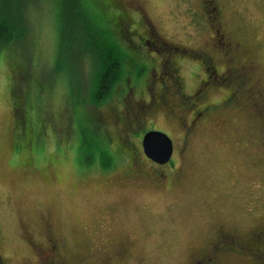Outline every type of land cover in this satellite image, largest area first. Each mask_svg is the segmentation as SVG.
Listing matches in <instances>:
<instances>
[{
	"label": "rangeland",
	"instance_id": "rangeland-1",
	"mask_svg": "<svg viewBox=\"0 0 264 264\" xmlns=\"http://www.w3.org/2000/svg\"><path fill=\"white\" fill-rule=\"evenodd\" d=\"M141 1L155 31L169 41L164 45L153 39L160 53L148 49L163 61L165 106L157 112L147 111L148 115L130 107L131 120L138 123L133 126L139 128L128 131L137 135L131 139L140 148L144 133L139 132L143 129L163 130L174 139L175 155L159 167L165 185L160 175L155 178L157 187L142 186V180L124 185L125 151L115 155L116 162L100 153L96 143L118 153L108 129L121 145L119 133L124 134V145L128 143L125 122L117 121L108 111L112 103L121 104L123 93L116 95L119 89L116 96L91 102L97 94L88 50L92 27L83 19L81 5L77 0H32L25 6L27 35L19 43L0 47V264H62L68 251L78 256L82 250L87 264H104L102 247L116 244L120 248L125 246L123 242L129 257L125 262L116 260L119 264H195L201 257L197 253L219 226H233L249 234L264 219V129L260 131L255 118L232 107L233 103L230 108L216 104L211 119L208 116L196 124L183 152V158L189 157L192 163L189 172L174 189L170 187L171 176L182 161L178 150L185 145L180 119L192 123L197 109L220 101L231 90L218 85L211 88L209 98L199 97L203 101L197 105L183 97L180 107L175 104L169 92L173 89L171 78L177 81L178 77L171 59L178 63L182 89L188 96L204 76V69L191 56L170 59L167 50L203 44L208 13L200 0ZM217 4L224 11L225 29L235 33L259 66L255 76L261 74L257 78L263 77L264 89V0H217ZM134 16L137 18L136 13ZM121 42L128 48L127 40ZM129 54L127 66L132 64ZM224 67L220 63L218 69ZM122 76L125 79L126 68L119 79ZM255 81L245 85L256 91ZM119 82L112 85L114 91ZM160 86L151 84L150 89ZM17 95L30 118L42 119L34 120L36 128L43 129L41 135H28L27 145H31L28 153L36 166L49 167L45 173L27 165L22 168L26 153H14L18 130L14 129L16 111L11 104ZM134 159L140 168L139 159ZM59 237L64 246H58ZM234 258H224L218 264H249Z\"/></svg>",
	"mask_w": 264,
	"mask_h": 264
},
{
	"label": "flooded vegetation",
	"instance_id": "flooded-vegetation-1",
	"mask_svg": "<svg viewBox=\"0 0 264 264\" xmlns=\"http://www.w3.org/2000/svg\"><path fill=\"white\" fill-rule=\"evenodd\" d=\"M110 1L112 3L111 9L113 8L116 9L115 10L116 13H114L116 16L115 22H117L118 24V29L120 30L121 33L120 35L123 38H125V40H127L128 49H130V52H132L131 53L132 58L129 60H131L132 63L134 62L132 64L133 67H128L127 65H125L126 77L124 79L125 81L124 90L123 91L121 90V92L117 90L120 93H117L116 95H121L123 93V95H121L123 101L121 102V104L112 103L108 110L109 114L113 117H116L117 121L119 122L124 121L126 124L124 130H126L127 132L128 143L125 144V148L123 147V145L120 144L118 138L113 135L112 129L107 130L108 133L111 134L112 140L116 143L118 152L122 153L125 151L122 160L127 159V166L123 168V172L121 173V182L124 185H126L127 183L142 180L143 182L142 184H145L142 186H149L150 184H154L155 187H157L158 184L155 183H157L158 181L155 178L156 176L160 175V176H164L161 182L164 183L165 185L166 182L165 175L161 173L159 167H162L161 165L168 164L170 161L164 164L158 163L157 161L153 160L151 157H149L146 154L143 146V137L145 133L153 128L147 130L143 129L142 130L143 132L141 131L139 132V133H144L141 136V148L137 145V143L133 139H131L136 134L134 133L130 134L128 130H132L134 128H136L137 130L139 128V127H134L137 126L136 124L137 122L133 124L132 120L135 121V118H132L131 120V116L129 115L130 107L135 108L136 110L140 111L145 115H148L147 111L157 112L158 110H160L161 107L165 106L164 103L165 97L163 96L165 88L162 79H164V77L166 78L167 75L165 71L164 72L162 71L163 61L161 59L158 60L156 56L148 52V49L153 50L156 53H160L155 47V42H160V44L163 43L165 45L168 44L169 41L165 40L166 37L159 35V33L155 31L157 30L155 23L149 19L148 13L145 11V7L143 8V1L141 0H129L128 2H123L121 0H110ZM134 12L137 14V18H135ZM207 18H206V24L208 25V29L206 32L207 36H205V42L203 44H201L199 47H195L191 49L185 48L182 50V53H179L181 48L177 49L176 47H174L173 49L167 50V55L170 57V59L175 57V55L177 54L178 55L182 54L181 57L191 56L193 59L200 61V65L204 69V76L199 80V83L195 88V90L193 91V93H191L190 96H188L183 92L182 89L183 78L179 72V68L177 65L178 63L175 62L173 59H171L174 64V68L176 70V75L178 77V80L176 81L175 79L171 78L172 81L171 87L173 89H171V92H169V96L172 98L171 100L174 101V103L177 104L179 107H180V103L182 102L181 97L184 98V96H187L192 101L195 100L197 97H203L204 98L203 100H205L209 98L211 88L213 87L215 88L218 85H223L229 87L231 91L224 98H222L220 101L214 104L215 105L217 104L220 107L224 106L226 108H230V105L232 103L231 98L236 90L235 86L237 88V81L240 79L241 82L244 84H247V82L250 81L252 82L251 84L253 85L255 79L261 75L259 74L258 76H255L258 72L257 68H259V66L254 64L253 58L249 56L248 50L245 47V45L237 40L234 32L230 33L229 30L225 29V21H224L225 15L223 9L220 8L219 6L208 9ZM122 25H124L125 27H123ZM136 37L140 38L138 42L134 39ZM153 39L155 40V42L153 41ZM143 48H145V51L143 50ZM220 63L225 66L223 70L218 69ZM145 69H146L145 74H142V71H144ZM161 72H163V75L160 74ZM177 82L179 84V87H177ZM255 83H258V90L255 91L252 85L247 86L248 96L253 101V106L254 107L258 106V108H260L264 112V93L263 94L259 93L264 90L263 77L261 76L257 78ZM151 84L152 87H155V85L157 84L158 85L161 84V86L157 88L158 90H153L150 89ZM14 89H17V87H15ZM137 96H140V100L144 103V105H142V103L137 98ZM126 98H128V100H126ZM241 101L243 102V100L240 98V102L239 103L236 102V105L232 107L239 109L240 112H244L242 111L244 104L241 103ZM15 103L16 100L13 99V102L11 104L12 110L15 108ZM212 105L213 104L209 106L211 107ZM217 105L216 106L213 105L211 108L214 109L215 107H217ZM144 107H146L147 109L146 110L143 109ZM213 112L214 111L212 110V112L210 113L211 116L213 115L212 114ZM143 114L141 115L143 116ZM211 116H209L208 118H210ZM201 118L204 119L202 114L199 115L198 117L199 120L193 121V124L196 125L198 122H201V120H203ZM114 122L116 121L114 120ZM180 129L183 132L185 145L183 146V148H180L178 150V155L182 157V161L180 162L178 168L174 171L173 175L171 176V179L173 177V180H171L170 187L173 189L176 187L175 184L181 183L183 176L185 175L186 172H189L190 165L192 164L189 157L184 156L183 158V152H185V149L187 148L186 145L187 140L193 135L191 132L193 128L190 127L188 129L186 127L185 128L180 127ZM119 135H120L119 136L120 141L122 143L124 140V134L119 133ZM107 139L109 140V137ZM173 143H174V152L172 158L176 152V145L174 139H173ZM134 158L139 159V163L141 165L140 168L136 167L138 165H136ZM172 158L170 160H172ZM25 161H23L22 168L26 167V165L29 166V168L36 167V170L40 168L36 166L34 162V158L33 160H28L29 162L26 164H24ZM147 161H150L151 163H148ZM40 171L45 173L50 170L49 167L46 166L45 169L40 168ZM50 221L52 222V220ZM47 224L48 223H46V225ZM46 225L45 227H47ZM53 226L56 229L57 225L53 223ZM229 227L230 226L223 225L219 229V233H221L220 236H222V234H224L225 232H231V231L233 232L237 230V228L233 226H231L232 229ZM47 230L50 231L53 237L57 236L56 235L57 232L55 234L52 230L49 229ZM56 242L58 243V246L59 244L60 246H64L65 244L63 243L64 241L62 237H59ZM123 245L125 246L120 247L122 248L120 249V251L121 250L123 251L122 255L120 254L119 250L116 251L115 254L111 253L110 255H106V256L104 253H102L103 257L105 256L104 264H111L113 263V261L121 260V258L125 262L129 257V255L126 250L127 243L123 242ZM203 252L204 251L197 253L196 256L199 257L200 254L203 255L202 254ZM84 259L85 257H82L81 255V264L83 263ZM64 262L67 261L62 260V264ZM198 262L199 261L197 262L195 261V264H197ZM116 264H119V262L117 263L116 261Z\"/></svg>",
	"mask_w": 264,
	"mask_h": 264
},
{
	"label": "trees",
	"instance_id": "trees-1",
	"mask_svg": "<svg viewBox=\"0 0 264 264\" xmlns=\"http://www.w3.org/2000/svg\"><path fill=\"white\" fill-rule=\"evenodd\" d=\"M32 0H0V47L4 46L6 44L10 43H19L22 38H24L27 35V26H26V12H25V6L28 5ZM36 1V0H35ZM78 3L81 5V8L84 10V16L83 19L92 27V32L90 37L92 39L91 43L92 45L89 47L90 55L89 56L93 62L92 66L94 65V73L96 74V77L92 79L91 82H96L97 84L94 85L93 90H97L96 97L91 99V102H101L104 101L106 96L114 95V92L117 90H124V79L122 76V79H119L120 72L125 68V61L129 57V52L126 50L128 48H124V46L121 44L125 38H123L120 34V30L118 29V24L115 22V8H112V3L110 0H101V1H95L94 3H90L88 0H77ZM200 4L204 10V12L208 13V9L212 7L219 6L217 4V0H200ZM62 2V0H60ZM97 8V9H96ZM111 9V12H108V10ZM208 19V18H207ZM89 34H86V38H88ZM121 40V41H120ZM10 46V45H9ZM61 52L63 50V47L61 45ZM185 49L184 47L181 48L179 53H182V50ZM130 51V49H129ZM62 54V53H61ZM178 55V54H177ZM184 55V54H183ZM182 56V54H180ZM132 63V61H131ZM134 63V62H133ZM132 63V64H133ZM132 64H128V67H133ZM132 65V66H131ZM176 72V71H175ZM118 75V76H117ZM120 81V82H119ZM118 87L114 91V84ZM113 85V86H112ZM235 92L232 95V103L235 106L236 102H240V98L243 100L241 103H243V110L246 111L248 114H245L246 116L255 117L256 124H259V130L264 129V112L257 107L253 106V101L248 96V88L247 85L241 82L239 79L237 81V88L235 86ZM94 94V93H93ZM19 95L16 96V102L17 106L15 107L16 115H15V126L14 129H17L16 131V138L18 140L15 141L13 150L14 153H20L25 152L26 156H28L27 160L24 162V164L28 163V160H33V155H29L30 147H28L27 138L28 135H38L41 133L40 129L36 128V124L34 123L35 119L41 120V117L36 118L34 115L29 117L27 115V106L25 108L23 107L22 103H19ZM197 97L195 100H191L187 96H184V99H188V102L190 100L191 104H196L197 102L200 103L202 99H198ZM165 99V98H164ZM239 99V100H238ZM165 101V100H164ZM181 101H184L183 98H181ZM189 102V103H190ZM245 102V103H244ZM29 105V104H28ZM216 106L215 104H213ZM212 105V106H213ZM256 106V105H255ZM210 108V109H209ZM215 109V108H214ZM213 108H211L209 105L207 107H202V109H197L194 113L193 119L199 120L198 117L201 113V111L209 112L207 113V116L204 114L203 117H205L204 120L206 121V117L211 116ZM242 110V111H243ZM241 112V113H244ZM213 114V113H212ZM212 117V116H211ZM188 119V118H187ZM203 119V118H201ZM181 123L183 124V128H190L192 127V134L195 133L196 125H193L192 123L187 122L184 118L180 119ZM40 121V122H41ZM200 122L197 123V125ZM138 125V123H136ZM194 126V127H193ZM40 127V126H38ZM13 129V130H14ZM32 129V130H31ZM41 135V134H40ZM14 136V135H13ZM15 137V136H14ZM127 137V136H126ZM23 142V143H22ZM124 142V140H123ZM123 147L125 148V145L123 144ZM262 142H264V139H262ZM98 148L100 149V153L103 157L107 156L110 161L116 159L115 155L111 152V150H108L106 147L99 145L96 143ZM127 149V148H126ZM115 161V160H114ZM116 162V161H115ZM229 226V225H226ZM222 226H219L218 229H220ZM229 228L232 229L230 226ZM217 231V229H216ZM218 232V233H217ZM216 232V235H212V237L208 242L207 246L203 248V255L199 257L200 262H203V264H218L219 261H223L224 258H231L232 256H235V260H239L240 258L245 259L249 264H264V219L258 224L256 223L255 227L253 228V231L249 234H244L240 232L239 230L231 231V232H225L220 236L221 233L219 231ZM86 245V244H85ZM84 246V245H83ZM116 244H112V246L105 245L102 247L101 253H104L106 255H110L111 253L115 254L116 251H120V248H117ZM84 250H82L81 254L78 256H71L70 252L68 251L66 256L64 257L63 264H81V255L82 257H85L82 264H87L86 261V255L83 253ZM207 257V258H206ZM212 258H215L216 260L213 262L210 260ZM248 258V260L246 259ZM0 259H2V254H0ZM203 260V261H202ZM1 262V260H0ZM46 263V264H51ZM112 264V263H111Z\"/></svg>",
	"mask_w": 264,
	"mask_h": 264
},
{
	"label": "water",
	"instance_id": "water-1",
	"mask_svg": "<svg viewBox=\"0 0 264 264\" xmlns=\"http://www.w3.org/2000/svg\"><path fill=\"white\" fill-rule=\"evenodd\" d=\"M143 146L146 154L161 164L170 161L174 152L173 139L163 130L147 131L143 137Z\"/></svg>",
	"mask_w": 264,
	"mask_h": 264
}]
</instances>
